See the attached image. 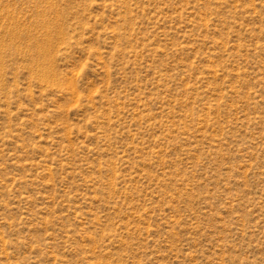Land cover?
I'll return each instance as SVG.
<instances>
[{
    "label": "rangeland",
    "instance_id": "1",
    "mask_svg": "<svg viewBox=\"0 0 264 264\" xmlns=\"http://www.w3.org/2000/svg\"><path fill=\"white\" fill-rule=\"evenodd\" d=\"M0 264H264V0H0Z\"/></svg>",
    "mask_w": 264,
    "mask_h": 264
}]
</instances>
